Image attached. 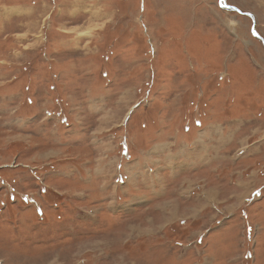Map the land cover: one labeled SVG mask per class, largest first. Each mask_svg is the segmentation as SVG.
I'll list each match as a JSON object with an SVG mask.
<instances>
[{
  "label": "rangeland",
  "instance_id": "1",
  "mask_svg": "<svg viewBox=\"0 0 264 264\" xmlns=\"http://www.w3.org/2000/svg\"><path fill=\"white\" fill-rule=\"evenodd\" d=\"M224 2L264 38V0ZM251 25L219 0H0V264H264Z\"/></svg>",
  "mask_w": 264,
  "mask_h": 264
},
{
  "label": "water",
  "instance_id": "2",
  "mask_svg": "<svg viewBox=\"0 0 264 264\" xmlns=\"http://www.w3.org/2000/svg\"><path fill=\"white\" fill-rule=\"evenodd\" d=\"M219 3H220V6H221V7L225 6L226 9L235 10V11H237V12H239V13H242V14H244V15L249 16V17L251 18V23H252V25H251V31H252V34H253L255 37H257L258 39H260L261 42H262V44H263V46H264V38H263V36H261V35L257 32V30L255 29V23H256V20H255V17H254V15H253L252 13H250V12H243V11H241L240 9L235 8V7H231V6L227 5V4L224 5L223 2H222V0H219Z\"/></svg>",
  "mask_w": 264,
  "mask_h": 264
},
{
  "label": "flooded vegetation",
  "instance_id": "3",
  "mask_svg": "<svg viewBox=\"0 0 264 264\" xmlns=\"http://www.w3.org/2000/svg\"><path fill=\"white\" fill-rule=\"evenodd\" d=\"M223 4L226 5V3L224 2V0H222ZM225 8V6H223Z\"/></svg>",
  "mask_w": 264,
  "mask_h": 264
},
{
  "label": "crops",
  "instance_id": "4",
  "mask_svg": "<svg viewBox=\"0 0 264 264\" xmlns=\"http://www.w3.org/2000/svg\"><path fill=\"white\" fill-rule=\"evenodd\" d=\"M139 167V166H138ZM138 169V168H137ZM142 172V170L139 171V173ZM139 177V175H137V178Z\"/></svg>",
  "mask_w": 264,
  "mask_h": 264
}]
</instances>
